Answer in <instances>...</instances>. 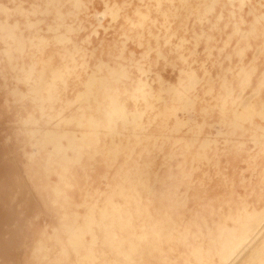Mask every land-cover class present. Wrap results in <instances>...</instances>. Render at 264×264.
I'll return each mask as SVG.
<instances>
[{
	"label": "rangeland",
	"instance_id": "rangeland-1",
	"mask_svg": "<svg viewBox=\"0 0 264 264\" xmlns=\"http://www.w3.org/2000/svg\"><path fill=\"white\" fill-rule=\"evenodd\" d=\"M0 264H264V0H0Z\"/></svg>",
	"mask_w": 264,
	"mask_h": 264
}]
</instances>
